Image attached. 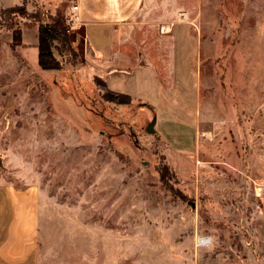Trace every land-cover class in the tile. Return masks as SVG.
Listing matches in <instances>:
<instances>
[{
	"label": "rangeland",
	"instance_id": "374dc122",
	"mask_svg": "<svg viewBox=\"0 0 264 264\" xmlns=\"http://www.w3.org/2000/svg\"><path fill=\"white\" fill-rule=\"evenodd\" d=\"M61 2L0 0V176L39 188L38 264H264V0H145L146 55L166 56L155 46L175 27L197 39L198 143L183 154L80 46L75 65L43 71L26 19L13 46L3 10Z\"/></svg>",
	"mask_w": 264,
	"mask_h": 264
},
{
	"label": "crops",
	"instance_id": "0c3cea01",
	"mask_svg": "<svg viewBox=\"0 0 264 264\" xmlns=\"http://www.w3.org/2000/svg\"><path fill=\"white\" fill-rule=\"evenodd\" d=\"M38 1L46 10L59 1L77 4L80 23L70 37L72 46L81 47L87 70L102 77L110 91L149 106L147 111H154L155 132L167 150L194 152L199 134V77L193 66L197 39L188 29L169 30L165 36L169 45L155 46L158 54L166 52V56L156 61L145 54L136 28L145 0ZM37 43L38 34L32 44ZM113 81L119 88L113 87ZM170 125L192 131L191 147L182 145ZM2 181L0 176V264H38L39 188Z\"/></svg>",
	"mask_w": 264,
	"mask_h": 264
},
{
	"label": "trees",
	"instance_id": "16d2710c",
	"mask_svg": "<svg viewBox=\"0 0 264 264\" xmlns=\"http://www.w3.org/2000/svg\"><path fill=\"white\" fill-rule=\"evenodd\" d=\"M68 1H63L55 7L54 13L44 14L37 12L31 14L26 5L3 10L1 19L7 24V29L12 31L13 46L22 43V32L18 28V21L26 19L38 26V64L43 71H60L64 68L63 60L67 58L71 65L78 61L77 54L72 46L70 33L68 32L67 20L69 16ZM60 58V59H59ZM62 60V61H60ZM121 97L131 100L129 96ZM149 108V106L144 105ZM155 119L153 118L152 122Z\"/></svg>",
	"mask_w": 264,
	"mask_h": 264
},
{
	"label": "built area",
	"instance_id": "2783aa9c",
	"mask_svg": "<svg viewBox=\"0 0 264 264\" xmlns=\"http://www.w3.org/2000/svg\"><path fill=\"white\" fill-rule=\"evenodd\" d=\"M78 6L74 5L72 7V12L69 15V18L67 20V26H68V32L70 33L71 31H73L74 29H76V27L79 26L80 23V18L78 15Z\"/></svg>",
	"mask_w": 264,
	"mask_h": 264
},
{
	"label": "water",
	"instance_id": "95a60500",
	"mask_svg": "<svg viewBox=\"0 0 264 264\" xmlns=\"http://www.w3.org/2000/svg\"><path fill=\"white\" fill-rule=\"evenodd\" d=\"M154 126H155V120L149 125V128H148L149 133L151 134L155 133Z\"/></svg>",
	"mask_w": 264,
	"mask_h": 264
},
{
	"label": "bare ground",
	"instance_id": "6f19581e",
	"mask_svg": "<svg viewBox=\"0 0 264 264\" xmlns=\"http://www.w3.org/2000/svg\"><path fill=\"white\" fill-rule=\"evenodd\" d=\"M202 241V240H201Z\"/></svg>",
	"mask_w": 264,
	"mask_h": 264
}]
</instances>
